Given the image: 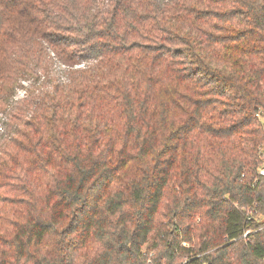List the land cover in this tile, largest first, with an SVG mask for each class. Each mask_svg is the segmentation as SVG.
Returning <instances> with one entry per match:
<instances>
[{
  "label": "trees",
  "instance_id": "obj_1",
  "mask_svg": "<svg viewBox=\"0 0 264 264\" xmlns=\"http://www.w3.org/2000/svg\"><path fill=\"white\" fill-rule=\"evenodd\" d=\"M263 149L264 0H0V264H264Z\"/></svg>",
  "mask_w": 264,
  "mask_h": 264
},
{
  "label": "built area",
  "instance_id": "obj_2",
  "mask_svg": "<svg viewBox=\"0 0 264 264\" xmlns=\"http://www.w3.org/2000/svg\"><path fill=\"white\" fill-rule=\"evenodd\" d=\"M263 164L258 168V174L260 177H264V149L262 151ZM250 232H247L244 237H247Z\"/></svg>",
  "mask_w": 264,
  "mask_h": 264
},
{
  "label": "rangeland",
  "instance_id": "obj_3",
  "mask_svg": "<svg viewBox=\"0 0 264 264\" xmlns=\"http://www.w3.org/2000/svg\"><path fill=\"white\" fill-rule=\"evenodd\" d=\"M20 93H22V92H20ZM21 97H23V95L19 94L18 95V98H21ZM187 247H188V245H187Z\"/></svg>",
  "mask_w": 264,
  "mask_h": 264
}]
</instances>
